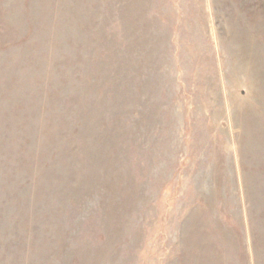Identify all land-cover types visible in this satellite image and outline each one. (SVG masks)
Segmentation results:
<instances>
[{
    "label": "rangeland",
    "instance_id": "1",
    "mask_svg": "<svg viewBox=\"0 0 264 264\" xmlns=\"http://www.w3.org/2000/svg\"><path fill=\"white\" fill-rule=\"evenodd\" d=\"M0 264H264V0H0Z\"/></svg>",
    "mask_w": 264,
    "mask_h": 264
}]
</instances>
